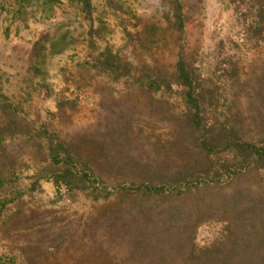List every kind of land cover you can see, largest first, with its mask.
Returning <instances> with one entry per match:
<instances>
[{
    "label": "rangeland",
    "instance_id": "374dc122",
    "mask_svg": "<svg viewBox=\"0 0 264 264\" xmlns=\"http://www.w3.org/2000/svg\"><path fill=\"white\" fill-rule=\"evenodd\" d=\"M89 1L86 12L81 0H0V258L16 264L124 259L131 238L110 243L96 226L108 198L94 199L91 188L58 190L46 151L54 136L79 154L92 153L97 164L108 154L131 156L128 163L164 161L185 105L174 83L145 88L148 68L171 76L181 56L217 94L207 104L208 121L235 116L253 141L264 136V39L246 31L254 0ZM107 46L132 64L131 76L115 79L92 66ZM245 186L259 193L264 169L241 180ZM220 226L202 224L196 244L208 245Z\"/></svg>",
    "mask_w": 264,
    "mask_h": 264
},
{
    "label": "trees",
    "instance_id": "16d2710c",
    "mask_svg": "<svg viewBox=\"0 0 264 264\" xmlns=\"http://www.w3.org/2000/svg\"><path fill=\"white\" fill-rule=\"evenodd\" d=\"M81 2L88 12L90 1ZM176 7L175 27L182 32L183 18ZM253 12L247 36L264 39V0H254ZM92 66L115 79L132 74V64L109 46ZM145 78L149 91L171 89L173 83L182 89L185 112L175 139L163 150L164 161L128 163L131 156L108 154L97 164L92 153L79 154L51 136L46 155L56 188L69 192L91 188L94 199L108 198L98 221L90 223L105 228L110 243L131 238L124 259L111 254L109 264H264V187L257 194L240 187L246 176L264 169V136L253 141L247 124L235 116L223 124L208 121L207 104L217 94L197 81L181 56L171 76L148 68ZM259 122L264 125V120ZM222 153L230 157H219ZM108 180L114 185L109 187ZM211 221L221 225L218 236L208 245H197L198 227ZM96 257L94 264H104L98 259L102 256ZM0 264L16 263L0 258Z\"/></svg>",
    "mask_w": 264,
    "mask_h": 264
}]
</instances>
